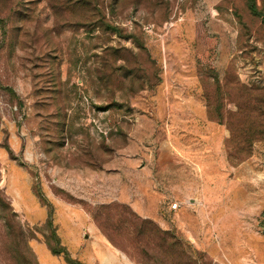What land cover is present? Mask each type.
Masks as SVG:
<instances>
[{
	"label": "rangeland",
	"instance_id": "374dc122",
	"mask_svg": "<svg viewBox=\"0 0 264 264\" xmlns=\"http://www.w3.org/2000/svg\"><path fill=\"white\" fill-rule=\"evenodd\" d=\"M255 1L0 0V264H264Z\"/></svg>",
	"mask_w": 264,
	"mask_h": 264
},
{
	"label": "trees",
	"instance_id": "16d2710c",
	"mask_svg": "<svg viewBox=\"0 0 264 264\" xmlns=\"http://www.w3.org/2000/svg\"><path fill=\"white\" fill-rule=\"evenodd\" d=\"M249 9L251 10L252 13L254 14H257L259 15V11H258V6H257V3L255 0H249ZM124 208H127L126 206H123ZM105 208H110V206H107ZM149 220H147L146 222H148ZM150 223L152 221H149ZM49 225L51 226L52 223L51 221L49 220L48 221ZM101 226V225H100ZM102 227V226H101ZM158 233H161V234H168L170 233L169 231H165V230H162L159 228L158 230ZM108 237L112 240V238L109 236V234H107ZM157 236V235H156ZM52 238L55 239V241L60 244V236L58 235V233L56 232V230L52 233ZM165 239L161 237V240L162 243L160 244L161 246H165ZM113 241V240H112ZM177 244V241L175 243H172L171 245L172 246H175ZM48 247L49 249L52 251L53 254H58V255H61V254H65V257H66V260L68 263H75V260L73 258H71L70 256V253L68 251V249H66L64 246L61 245V247H56V246H52V244L48 241ZM148 249H146L145 251H147Z\"/></svg>",
	"mask_w": 264,
	"mask_h": 264
},
{
	"label": "crops",
	"instance_id": "0c3cea01",
	"mask_svg": "<svg viewBox=\"0 0 264 264\" xmlns=\"http://www.w3.org/2000/svg\"><path fill=\"white\" fill-rule=\"evenodd\" d=\"M166 196L165 195H161V199H160V202H164V206H162V208L165 210V211H173L175 212L176 214L179 212V210L181 209V207H183V201L182 200H179V201H176L177 203H180L181 205L179 206L178 209L174 210L171 208V202H166ZM155 219H158V216H154ZM183 221H181L182 223ZM100 240L97 242V245L99 248H101L102 250H108V252H110V254L112 255L113 257V260H120L121 257L118 255V252H115V248H112V246L109 244V242H105V240H103L102 238H99ZM102 239V240H101ZM103 241V242H101ZM111 257V258H112ZM107 259V258H106ZM112 260V259H111ZM124 264H127V261L124 260Z\"/></svg>",
	"mask_w": 264,
	"mask_h": 264
},
{
	"label": "built area",
	"instance_id": "2783aa9c",
	"mask_svg": "<svg viewBox=\"0 0 264 264\" xmlns=\"http://www.w3.org/2000/svg\"><path fill=\"white\" fill-rule=\"evenodd\" d=\"M181 204L180 203H172V205H171V208L172 209H174V210H176V209H178L179 208V206H180Z\"/></svg>",
	"mask_w": 264,
	"mask_h": 264
}]
</instances>
